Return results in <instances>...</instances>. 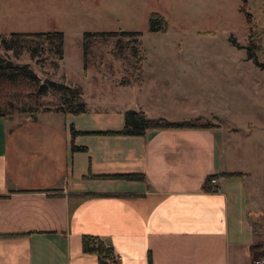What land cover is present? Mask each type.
Wrapping results in <instances>:
<instances>
[{
	"label": "crops",
	"instance_id": "0c3cea01",
	"mask_svg": "<svg viewBox=\"0 0 264 264\" xmlns=\"http://www.w3.org/2000/svg\"><path fill=\"white\" fill-rule=\"evenodd\" d=\"M57 1L0 0V32L14 9ZM158 47L133 77L127 59L108 52L91 62L82 43V81H100L99 94L89 100L78 80L64 79L80 88L85 111L0 112V264H106L84 250L85 235L102 239L119 264H261L264 159L245 144L255 125L227 120L223 90L197 92L202 78L191 58L164 56ZM65 55L64 48L62 67ZM105 81L116 87L114 96L104 93ZM203 101L209 103L199 106ZM129 109L216 125L72 137L71 125L121 130ZM214 175L216 184L207 181Z\"/></svg>",
	"mask_w": 264,
	"mask_h": 264
},
{
	"label": "rangeland",
	"instance_id": "374dc122",
	"mask_svg": "<svg viewBox=\"0 0 264 264\" xmlns=\"http://www.w3.org/2000/svg\"><path fill=\"white\" fill-rule=\"evenodd\" d=\"M14 13L7 17L8 30L0 32V56L4 64L22 67L36 79L19 70L1 74L0 112L36 117L50 110L74 109L65 104L72 92L50 84V80L66 83V73L68 79L71 76L80 82L89 100L95 98L100 81L94 82L92 77V81L84 82L80 72L83 35L86 31H114L109 36L88 37L91 62L113 52L127 59L124 65L134 77L140 71V59L158 56L154 45L160 46L157 49L161 53L166 51L164 56L191 58V71L202 78L195 84L197 92L205 86L222 89L226 119L254 123L245 139L247 153H259L264 159V0H58L39 9H14ZM153 14L162 19L156 25L163 31L150 30ZM22 28L63 31L65 69L57 39L12 35ZM134 30L141 33L124 34ZM175 65L182 69L181 64ZM41 84L47 88L42 90ZM104 84L106 96H114L116 87L110 81Z\"/></svg>",
	"mask_w": 264,
	"mask_h": 264
},
{
	"label": "trees",
	"instance_id": "16d2710c",
	"mask_svg": "<svg viewBox=\"0 0 264 264\" xmlns=\"http://www.w3.org/2000/svg\"><path fill=\"white\" fill-rule=\"evenodd\" d=\"M249 14V13H248ZM162 22L161 18H158L156 14H153L150 17V30L159 31L164 30L161 28V26H157L156 24H159ZM141 31H125L124 34H140ZM115 34L114 31H86L83 35V46L85 50V56L86 51L89 45V42H91L88 37H100V36H109ZM13 36H20V37H28V36H43L47 38L48 40H55L58 41V52L59 57H63V49L64 46V39L65 35L63 31L60 30H49V31H16L12 32ZM249 52V58H252L251 54L253 53V50L251 46L247 47ZM256 60V59H255ZM20 71L23 74L27 75L28 77L32 79H36L35 76H33L29 71L25 70L22 67H19L17 65H9L4 64L2 62L1 56H0V75L4 74L6 71ZM50 84L52 86H58L61 88H66L72 92V95L70 97L65 98V104H68L70 106H75L74 109H65V111H71L74 113H80L85 111L86 109V102L84 98L81 95V90L79 87H72L66 83L63 82H57L54 80H50ZM47 87L44 84H41V89L45 90ZM2 113V112H1ZM216 124L212 121H201V120H184V121H168L165 119H158V118H151L149 117L144 111L142 110H136V109H129L125 112V126L121 130H88V131H78L75 129L74 125H71V131H72V137H74L76 134L80 133H98V134H144L146 129L149 127H211L215 126ZM72 148L74 150L78 149H85V146H79L75 145L73 143ZM234 174V173H230ZM116 176H126L129 178H136V177H142V175L137 174H120ZM215 176V175H214ZM212 176L208 178V182H210ZM83 247L85 251L88 252H95L97 253L101 260L106 264H119V262L113 257L112 250L110 246H107L105 242L100 239L99 237L92 236V235H85L83 237Z\"/></svg>",
	"mask_w": 264,
	"mask_h": 264
},
{
	"label": "built area",
	"instance_id": "2783aa9c",
	"mask_svg": "<svg viewBox=\"0 0 264 264\" xmlns=\"http://www.w3.org/2000/svg\"><path fill=\"white\" fill-rule=\"evenodd\" d=\"M210 182L213 183V184H216L218 182L217 177L216 176H212L211 179H210ZM107 246H109V245H107ZM112 255H113V257H116V255L114 254V251L113 250H112ZM258 261H259V263L264 264V253L258 259Z\"/></svg>",
	"mask_w": 264,
	"mask_h": 264
}]
</instances>
